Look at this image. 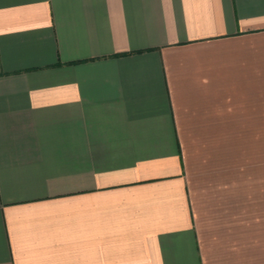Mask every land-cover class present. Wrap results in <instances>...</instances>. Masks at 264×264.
<instances>
[{
  "label": "crops",
  "instance_id": "0c3cea01",
  "mask_svg": "<svg viewBox=\"0 0 264 264\" xmlns=\"http://www.w3.org/2000/svg\"><path fill=\"white\" fill-rule=\"evenodd\" d=\"M0 264H264V0H0Z\"/></svg>",
  "mask_w": 264,
  "mask_h": 264
},
{
  "label": "rangeland",
  "instance_id": "374dc122",
  "mask_svg": "<svg viewBox=\"0 0 264 264\" xmlns=\"http://www.w3.org/2000/svg\"><path fill=\"white\" fill-rule=\"evenodd\" d=\"M244 187L246 190L245 203H256V173L260 172V155L256 153V133L244 134ZM240 151V150H239ZM241 155V154H240ZM239 155V156H240ZM250 190L251 194L248 195Z\"/></svg>",
  "mask_w": 264,
  "mask_h": 264
}]
</instances>
